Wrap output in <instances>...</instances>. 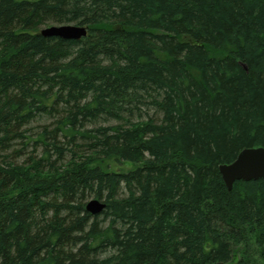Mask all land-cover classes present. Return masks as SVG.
Masks as SVG:
<instances>
[{"label":"trees","instance_id":"trees-1","mask_svg":"<svg viewBox=\"0 0 264 264\" xmlns=\"http://www.w3.org/2000/svg\"><path fill=\"white\" fill-rule=\"evenodd\" d=\"M259 146L264 0H0V264H264Z\"/></svg>","mask_w":264,"mask_h":264},{"label":"water","instance_id":"water-1","mask_svg":"<svg viewBox=\"0 0 264 264\" xmlns=\"http://www.w3.org/2000/svg\"><path fill=\"white\" fill-rule=\"evenodd\" d=\"M88 32L86 26L77 24L51 25L41 30L45 36H59L64 39H81ZM220 172L229 190H232L239 180H264V147H249L243 149L237 158L221 164ZM106 207V203L99 199H91L86 204L87 211L98 214Z\"/></svg>","mask_w":264,"mask_h":264},{"label":"rangeland","instance_id":"rangeland-1","mask_svg":"<svg viewBox=\"0 0 264 264\" xmlns=\"http://www.w3.org/2000/svg\"><path fill=\"white\" fill-rule=\"evenodd\" d=\"M49 24H44V25H42L41 27H40V29H43V28H45L46 26H48ZM25 158L24 157H21L19 160L20 161H23Z\"/></svg>","mask_w":264,"mask_h":264}]
</instances>
